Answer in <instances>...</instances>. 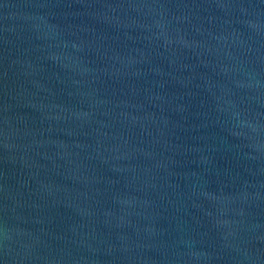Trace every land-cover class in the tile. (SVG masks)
Masks as SVG:
<instances>
[{
	"label": "water",
	"instance_id": "1",
	"mask_svg": "<svg viewBox=\"0 0 264 264\" xmlns=\"http://www.w3.org/2000/svg\"><path fill=\"white\" fill-rule=\"evenodd\" d=\"M0 264H264V0H0Z\"/></svg>",
	"mask_w": 264,
	"mask_h": 264
}]
</instances>
